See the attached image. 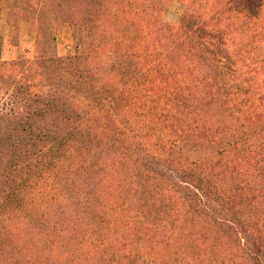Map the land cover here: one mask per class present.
I'll return each instance as SVG.
<instances>
[{
    "label": "trees",
    "instance_id": "1",
    "mask_svg": "<svg viewBox=\"0 0 264 264\" xmlns=\"http://www.w3.org/2000/svg\"><path fill=\"white\" fill-rule=\"evenodd\" d=\"M10 1L0 264H264V1Z\"/></svg>",
    "mask_w": 264,
    "mask_h": 264
},
{
    "label": "rangeland",
    "instance_id": "2",
    "mask_svg": "<svg viewBox=\"0 0 264 264\" xmlns=\"http://www.w3.org/2000/svg\"><path fill=\"white\" fill-rule=\"evenodd\" d=\"M244 1L246 2V0ZM255 1L257 0H253V2ZM10 7V0H0V35L3 37L2 60L10 62L21 58L32 59L35 56V33L27 23L21 24L19 28L10 24L8 21ZM185 7V0H173L168 9L163 12L162 17L165 21L176 25L179 23ZM57 38L60 56H68L75 52L76 44L70 25L63 24L58 30ZM85 205L86 203H82V206Z\"/></svg>",
    "mask_w": 264,
    "mask_h": 264
}]
</instances>
